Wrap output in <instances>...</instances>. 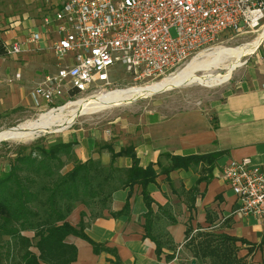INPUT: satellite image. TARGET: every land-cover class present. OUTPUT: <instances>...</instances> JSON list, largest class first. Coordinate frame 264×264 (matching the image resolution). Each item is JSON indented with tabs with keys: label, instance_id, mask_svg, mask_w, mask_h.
I'll list each match as a JSON object with an SVG mask.
<instances>
[{
	"label": "crops",
	"instance_id": "0c3cea01",
	"mask_svg": "<svg viewBox=\"0 0 264 264\" xmlns=\"http://www.w3.org/2000/svg\"><path fill=\"white\" fill-rule=\"evenodd\" d=\"M46 2L42 10L26 12L6 22L0 20V38L5 46L24 43L21 54L0 55V126L5 120L10 122L13 117L34 110L31 91L46 75L57 71L56 57L47 47L58 35L54 26L51 32L44 27V19L60 8L61 0ZM32 32L42 34L39 46L28 44L27 38ZM252 61L254 64L247 67L244 76H240L235 86L225 88L218 100L188 102L178 107L173 103L168 106L162 98H154V104L142 102L137 111L132 109L133 114L114 118L104 127L89 129L77 125L62 134L60 141L75 143L79 160L95 159L105 166L112 162L111 150L117 153L131 148L141 167L154 165L159 171L162 168L159 164L169 165L166 154L222 153L211 171H202L200 166L196 170L173 171L170 179L159 175L156 182L148 186L154 200L153 209L157 212L159 205H171L177 222L166 228L178 251L183 249L188 226H192L195 232L215 231L248 241L254 245V251L250 253L248 245L238 243L235 257L248 261L247 264H264V217L237 214V198L222 177L225 165L232 159L251 158L264 172V56L255 54ZM150 104L154 107H148ZM132 165L130 157L115 159L117 167ZM182 190L186 193L195 190L193 211L188 209V196ZM128 201L129 216L114 218L106 212L105 217L96 219L85 230L86 235L95 243L115 249L123 264H181L178 258L166 261L170 251L159 258L155 243L145 237L143 224L148 208L141 186L116 191L112 211H121ZM84 211H87L85 206L78 205L68 222L76 227ZM160 225L165 226L163 221ZM26 235L33 237L32 233ZM67 242L78 250L72 264H111L112 255L96 254L88 241L71 235ZM33 251L37 252L35 248ZM191 262L197 264L195 260Z\"/></svg>",
	"mask_w": 264,
	"mask_h": 264
},
{
	"label": "built area",
	"instance_id": "2783aa9c",
	"mask_svg": "<svg viewBox=\"0 0 264 264\" xmlns=\"http://www.w3.org/2000/svg\"><path fill=\"white\" fill-rule=\"evenodd\" d=\"M263 20L264 0L63 1L44 19V27L49 32L55 27L58 35L47 49L60 63L31 91L33 106L45 110L113 91L111 73L117 64L141 86L153 84L224 33L258 28ZM27 42L39 46L42 34L32 32ZM5 47L7 54L19 55L24 43ZM222 177L237 198V214L264 217V172L251 158L230 160Z\"/></svg>",
	"mask_w": 264,
	"mask_h": 264
},
{
	"label": "trees",
	"instance_id": "16d2710c",
	"mask_svg": "<svg viewBox=\"0 0 264 264\" xmlns=\"http://www.w3.org/2000/svg\"><path fill=\"white\" fill-rule=\"evenodd\" d=\"M7 53L0 38V55ZM75 143L59 141L52 145L36 142L31 146L10 148L11 159L0 170V264H72L76 261L78 250L67 242L71 235L88 241L96 254L107 252L112 255L111 264H123L115 249L93 242L85 233L93 221L110 216L118 218L131 213L129 201L121 211L111 209L113 194L135 185L142 187L147 213L144 215L145 237L156 245V254L160 258L166 251V261L176 258L181 264H247L244 259L227 255L226 250L235 251L237 244L254 245L244 239H238L215 231H194L192 226L186 230L183 249L178 251L169 225L177 219L170 204L159 205L153 209L154 200L148 186L155 183L159 175L170 174L176 170H212L222 153L206 155L172 156L166 154L168 166L159 164L160 171L154 165L140 166L131 148L112 152V162L105 166L101 161L88 159L81 161L76 157ZM127 156L133 159L129 168L115 166V159ZM205 166H209L205 168ZM188 209L195 207V190L187 193ZM84 205L87 211L81 213L80 223L75 227L68 218L78 205ZM163 221L165 226H159ZM191 221V218H190ZM32 233L33 237L26 234ZM37 252H34L33 249ZM227 255V256H226Z\"/></svg>",
	"mask_w": 264,
	"mask_h": 264
},
{
	"label": "rangeland",
	"instance_id": "374dc122",
	"mask_svg": "<svg viewBox=\"0 0 264 264\" xmlns=\"http://www.w3.org/2000/svg\"><path fill=\"white\" fill-rule=\"evenodd\" d=\"M63 1L66 0H61V3ZM46 3H47L46 0H0V20L6 22V20L10 18L18 17V16L21 17L26 12H30V11L34 12L37 11L39 8H41L42 10L45 8ZM263 30H264V20L262 21L261 25L258 28H247L240 33L226 32L219 38V40L215 44L202 50L201 52L196 54L193 58L202 55L206 51H212L220 47H228V48L243 47L245 45L252 43L262 33ZM172 33L174 34L175 32L172 31ZM258 53H261L264 56V40L262 41L261 46L257 48V51L254 54L243 58L239 62L238 66L234 67L229 71L224 69V66L222 65H219L218 66L219 68L217 67L216 69L214 68L209 71H199L197 74L205 78L208 81L207 84L191 81L186 85H179L173 89L164 91L162 93L150 95L148 97L139 99L129 104L113 106L101 110L99 112L83 115L79 117L75 121V123H73L69 128H66L62 131L39 132L35 135V137L21 139V140H4L0 142V170L3 169L6 165H8L11 159L12 155L11 153H9L10 148L15 149L16 147L19 146H31L36 142H40L42 145L55 144L60 141L62 134L66 133L67 130L75 128L77 125H83L89 129L97 128L100 126L104 127L107 124V122H109L114 118L121 117L124 114L127 115L133 114L132 109L137 111L138 106L142 102L153 103L154 98H162L165 100L164 102L167 103L168 106H172L173 103L178 107H184V105H187L188 102H198L208 99L218 100L220 96H222V91L225 88H231L235 86V83L238 81L240 76H244L247 67L254 64L252 58L255 56V54ZM55 59L57 60V57ZM57 63L59 64L60 61L57 60ZM61 63L63 62L61 61ZM186 65L187 63L184 66H182L178 71H180ZM177 72H174V74ZM226 73H228V76L224 80H222L223 75H225ZM174 74H169L158 81H162ZM111 79L113 81V85L111 86V89L113 91L126 89L129 87H138L142 85L136 83L127 75L125 67L122 64H117L112 69ZM96 95H100V94H96ZM89 97H91V95L88 94V95L80 96L73 101H78ZM68 101H72V100L69 99V100H65L64 102H59L55 105L49 106L45 110H39L35 108L30 113H26L25 115H17V117H13L10 122L8 120H5L3 124H1L0 129H11L22 123L37 120L42 114L48 113L51 110H56L59 109L60 107L65 106L66 104H68ZM153 104L148 105V107H154ZM226 252L227 255L230 257H232L233 254L235 253V251L231 249H227Z\"/></svg>",
	"mask_w": 264,
	"mask_h": 264
},
{
	"label": "bare ground",
	"instance_id": "6f19581e",
	"mask_svg": "<svg viewBox=\"0 0 264 264\" xmlns=\"http://www.w3.org/2000/svg\"><path fill=\"white\" fill-rule=\"evenodd\" d=\"M263 40L264 30L252 43L243 47H220L204 52L202 55L193 58L180 71L162 81L154 82L147 86L129 87L105 92L97 96L69 102L59 109L42 114L37 120L22 123L11 129H0V141L32 138L39 132L62 131L69 128L83 115L99 112L113 106L129 104L150 95L173 89L179 85H186L191 81L207 84L208 81L197 74L199 71L216 69L219 65L224 66V69L229 71L238 66L243 58L253 54ZM227 76L228 73L223 75L222 80Z\"/></svg>",
	"mask_w": 264,
	"mask_h": 264
},
{
	"label": "water",
	"instance_id": "95a60500",
	"mask_svg": "<svg viewBox=\"0 0 264 264\" xmlns=\"http://www.w3.org/2000/svg\"><path fill=\"white\" fill-rule=\"evenodd\" d=\"M2 141H4V140H1L0 142H2Z\"/></svg>",
	"mask_w": 264,
	"mask_h": 264
}]
</instances>
